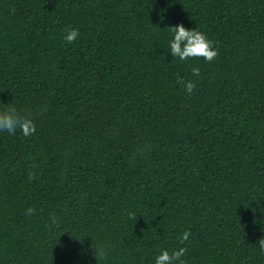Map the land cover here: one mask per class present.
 <instances>
[{
	"label": "trees",
	"instance_id": "1",
	"mask_svg": "<svg viewBox=\"0 0 264 264\" xmlns=\"http://www.w3.org/2000/svg\"><path fill=\"white\" fill-rule=\"evenodd\" d=\"M177 24L218 57H173ZM5 105L36 132L0 131V264L179 247L186 264H264V0H0Z\"/></svg>",
	"mask_w": 264,
	"mask_h": 264
},
{
	"label": "clouds",
	"instance_id": "2",
	"mask_svg": "<svg viewBox=\"0 0 264 264\" xmlns=\"http://www.w3.org/2000/svg\"><path fill=\"white\" fill-rule=\"evenodd\" d=\"M168 28H170L172 33V39L169 41V48L170 54L173 57H178L181 61L203 59L207 63H211L218 57V49L214 47V42L210 40L204 32L196 29H186L182 24H177ZM65 33L64 40L68 43L74 42L79 36L78 30L70 26L65 29ZM191 73L192 76L199 77L201 74L200 68L196 66L192 67ZM176 83L189 95L195 91L196 84L193 80L178 75ZM7 105H5L3 110H0V131H7L9 134L15 135L17 129H19L25 137L34 135L36 126L32 118L28 114L17 110L15 107H8ZM29 179H35V175L32 172H29ZM35 212V208H28L25 210V214L28 216L35 214ZM129 218L133 220L137 219L134 212L129 213ZM52 222L54 224L56 223L55 216L52 217ZM190 235V231H184L179 238V243L183 245ZM257 243L261 254H264V238H260ZM94 250L95 259L96 256H100L101 258L107 256V252L103 246ZM185 254V247H179L171 253L168 250H161L155 258V264H186L184 259H182Z\"/></svg>",
	"mask_w": 264,
	"mask_h": 264
}]
</instances>
